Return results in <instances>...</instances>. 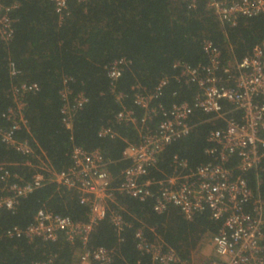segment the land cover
I'll return each instance as SVG.
<instances>
[{
  "label": "trees",
  "instance_id": "obj_1",
  "mask_svg": "<svg viewBox=\"0 0 264 264\" xmlns=\"http://www.w3.org/2000/svg\"><path fill=\"white\" fill-rule=\"evenodd\" d=\"M3 1L16 2L19 7L13 14L16 19L13 40L0 42V127L8 125L1 115L16 108L17 100L22 102L26 126L15 133V138L27 141L54 172L71 166L72 148L79 146L86 151L99 149L108 162L109 173L117 178L129 165L122 159V152L128 144L138 141L133 126L117 119L123 109L132 110L141 118L143 111L134 103L135 91L140 89L149 94L166 79L155 104L161 103L166 108L191 104L197 87L174 80L178 72L173 68L176 62L192 67L206 64L204 41L220 50L223 61L229 60L231 51L242 59L264 42V14L240 18L234 27L224 26L207 8V0H197L193 9L182 0H68V15L62 19L49 0ZM120 59L126 64L122 75L112 82L108 67ZM10 63L20 72L16 77L9 74ZM22 84H36L38 90L15 95L13 88ZM65 87L70 91L66 99L70 105L78 94L87 99L81 109L73 112L69 130L61 114ZM118 94L123 96L120 101L116 99ZM192 123L194 127L188 136L166 147L158 170L152 171L150 177L162 179L171 175L174 156L187 161L191 168L210 160L205 154L210 146L207 135L224 124L198 111ZM103 128L110 129L114 138L99 137ZM27 160H31V166L25 164ZM0 163L24 180H29L40 165L39 160L7 147L1 135ZM245 176L255 189L252 173ZM260 179V191L264 193V167ZM118 201L126 209L125 218L131 228L118 236L104 220L90 237L92 246L113 250L110 264H151L149 257L136 249L134 234L142 225L146 226L144 233L149 239L153 240L156 234L187 264H193L192 254L203 238L218 229L207 212L187 221L174 207L158 215L149 201L141 203L128 197H119ZM44 209L75 222L86 221L88 212L75 191L45 184L21 199L16 210L1 212L0 264H32L50 258L56 264H77L79 245H71L61 236L54 242L39 239L30 242L5 235L13 227L25 229L37 212Z\"/></svg>",
  "mask_w": 264,
  "mask_h": 264
},
{
  "label": "built area",
  "instance_id": "obj_2",
  "mask_svg": "<svg viewBox=\"0 0 264 264\" xmlns=\"http://www.w3.org/2000/svg\"><path fill=\"white\" fill-rule=\"evenodd\" d=\"M182 1L189 9L195 8L197 3V0ZM49 2L60 19L68 15V0ZM206 6L222 25L231 27L240 18L264 14V0H207ZM18 7L16 2L5 4L0 0V42L4 44L14 38L16 19L13 14ZM202 48L208 60L206 64L192 67L176 62L173 66L178 71L174 80L197 87L191 104H173L168 108L155 104L167 84L164 79L149 94H143L140 89L134 92V103L143 111L140 119L129 109H123L117 116L119 122L132 125L138 136L137 143L128 144L122 152V159L129 165L117 178L109 173L108 162L99 149L86 151L79 146L72 148L71 166L54 172L27 141L15 138V133L26 126L21 114L23 103L17 100L16 108L1 115L8 123L6 128L0 127L2 142L17 153L39 160L40 165L29 180H24L0 163V215L3 210H16L21 199L47 183L75 191L79 203L88 208L86 221L78 222L39 210L25 229L13 227L5 235L30 242L35 239L54 242L61 236L69 244L79 245L77 264H110L113 250L92 246L90 237L104 220L118 236L131 228L125 218L126 209L118 201L119 197H128L141 203L151 202L153 212L158 215L171 207L177 208L187 221L198 214L209 213L218 229L207 237L213 255L201 264H264V193L260 191L264 167V42L242 59H237L231 51L227 61H223L220 50L211 42L204 41ZM125 64V60L120 59L109 65L108 77L112 82L122 75ZM19 73L10 63V76L16 77ZM37 90L36 84L13 88L15 95ZM69 92L66 87L62 91L65 104L61 110L62 122L68 130L72 126L73 112L87 102L83 94H78L70 105L66 101ZM122 98L121 94L116 95L118 101ZM196 111L224 124L223 128L207 135L210 146L205 154L210 160L191 168L187 161L174 156L171 175L162 179L150 177L152 171L158 170L166 147L192 131ZM114 136L108 128L99 132L102 138ZM25 164L31 166V160ZM249 173L254 176L255 189L245 176ZM145 228V225L138 228L134 239L136 249L148 256L151 264H187L156 234L153 240L149 239ZM149 230L154 233L153 229ZM32 264L56 263L50 258Z\"/></svg>",
  "mask_w": 264,
  "mask_h": 264
},
{
  "label": "rangeland",
  "instance_id": "obj_3",
  "mask_svg": "<svg viewBox=\"0 0 264 264\" xmlns=\"http://www.w3.org/2000/svg\"><path fill=\"white\" fill-rule=\"evenodd\" d=\"M212 255V249L206 237L203 238L197 249L193 252L192 260L194 264H201Z\"/></svg>",
  "mask_w": 264,
  "mask_h": 264
}]
</instances>
